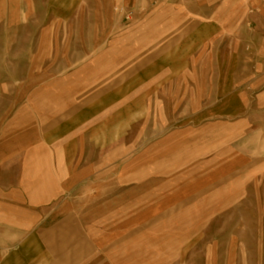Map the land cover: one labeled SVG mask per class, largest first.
<instances>
[{"label":"crops","instance_id":"0c3cea01","mask_svg":"<svg viewBox=\"0 0 264 264\" xmlns=\"http://www.w3.org/2000/svg\"><path fill=\"white\" fill-rule=\"evenodd\" d=\"M203 2L121 0L131 14L108 56L20 97L0 128V264L104 262L93 249L134 231L125 209L155 184L157 156L212 148L218 120L243 113Z\"/></svg>","mask_w":264,"mask_h":264},{"label":"rangeland","instance_id":"374dc122","mask_svg":"<svg viewBox=\"0 0 264 264\" xmlns=\"http://www.w3.org/2000/svg\"><path fill=\"white\" fill-rule=\"evenodd\" d=\"M120 2L0 0V128L43 80L108 56L127 20ZM201 7L219 18V63L235 66L249 103L218 120L214 147L157 154L155 184L121 210L134 231L119 247L93 249L104 262L92 264H264V0Z\"/></svg>","mask_w":264,"mask_h":264},{"label":"built area","instance_id":"2783aa9c","mask_svg":"<svg viewBox=\"0 0 264 264\" xmlns=\"http://www.w3.org/2000/svg\"><path fill=\"white\" fill-rule=\"evenodd\" d=\"M130 14H131L130 12H127V13H123L122 16L124 17V19H128Z\"/></svg>","mask_w":264,"mask_h":264}]
</instances>
